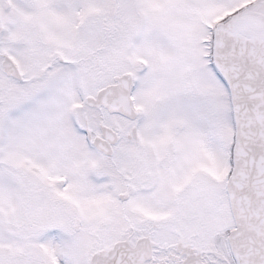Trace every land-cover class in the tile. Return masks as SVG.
Listing matches in <instances>:
<instances>
[{
  "label": "snow or ice",
  "instance_id": "snow-or-ice-1",
  "mask_svg": "<svg viewBox=\"0 0 264 264\" xmlns=\"http://www.w3.org/2000/svg\"><path fill=\"white\" fill-rule=\"evenodd\" d=\"M0 264H264V0H0Z\"/></svg>",
  "mask_w": 264,
  "mask_h": 264
}]
</instances>
